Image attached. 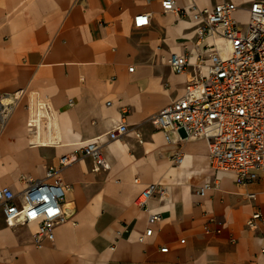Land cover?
I'll list each match as a JSON object with an SVG mask.
<instances>
[{"label": "crops", "instance_id": "1", "mask_svg": "<svg viewBox=\"0 0 264 264\" xmlns=\"http://www.w3.org/2000/svg\"><path fill=\"white\" fill-rule=\"evenodd\" d=\"M222 1L244 11L252 0H175L184 16L156 0H0V110L8 109L0 187L19 192L24 179L43 180L62 156L71 160L55 176L69 187L71 217L37 247V223L9 228L0 208V264H264V179L240 185L232 172H213L207 139L151 120L182 95L210 42L189 6ZM142 12L150 24L136 29ZM171 54L189 56L182 74L170 69ZM123 122L127 133L109 140ZM94 138L106 163L99 170L73 152ZM151 184L161 193L139 208L134 200ZM255 209L262 217L252 230Z\"/></svg>", "mask_w": 264, "mask_h": 264}, {"label": "built area", "instance_id": "2", "mask_svg": "<svg viewBox=\"0 0 264 264\" xmlns=\"http://www.w3.org/2000/svg\"><path fill=\"white\" fill-rule=\"evenodd\" d=\"M163 13L187 15L186 9L178 8L175 0H156ZM193 22L198 24L200 39H209L202 54H198L194 75L186 82L182 95L163 107L151 117L155 126L164 132L182 131L186 138L209 142V165L213 172H232L236 183L248 185L264 179V0H252L246 10V20L236 16L239 10L233 2L222 1L211 8H198L193 2L188 8ZM150 14L138 13L133 26L141 29L149 26ZM218 39L222 40L220 43ZM224 48V49H223ZM223 49V50H222ZM170 69L182 74L188 66V55L171 54ZM133 68L130 67L129 71ZM7 108L0 110V126L5 123ZM39 122L36 114L28 126ZM125 122L110 130L109 140H116L127 133ZM168 140V136H165ZM99 138L76 146L73 152L89 156L94 169L105 168ZM173 161H180L175 156ZM62 156L55 166L46 168L43 180L24 179L21 191L0 187V208L7 227L36 222L35 244L52 241L54 229L71 216L64 208V198L69 190L61 184L56 173L70 164ZM208 186H206L207 188ZM200 191H203L201 189ZM157 185L151 184L142 190L134 202L147 209V201L153 194H160ZM249 200L255 193H248ZM262 215L255 209L247 220L255 230ZM150 222L159 216L150 214ZM151 228L145 235L150 236ZM182 242V241H181ZM167 252V248H160Z\"/></svg>", "mask_w": 264, "mask_h": 264}, {"label": "rangeland", "instance_id": "3", "mask_svg": "<svg viewBox=\"0 0 264 264\" xmlns=\"http://www.w3.org/2000/svg\"><path fill=\"white\" fill-rule=\"evenodd\" d=\"M236 16L240 18V21H243V22H244V21L246 20V14H245L244 11L239 10V11L237 12ZM223 49H224V48H223ZM223 49H222V50H223Z\"/></svg>", "mask_w": 264, "mask_h": 264}, {"label": "bare ground", "instance_id": "4", "mask_svg": "<svg viewBox=\"0 0 264 264\" xmlns=\"http://www.w3.org/2000/svg\"><path fill=\"white\" fill-rule=\"evenodd\" d=\"M218 41L220 43H223L222 40L218 39ZM12 103V100L9 98V99H6L3 101V106L7 107L8 105H10ZM16 190V189H15Z\"/></svg>", "mask_w": 264, "mask_h": 264}]
</instances>
